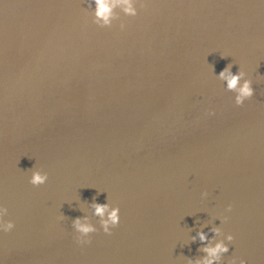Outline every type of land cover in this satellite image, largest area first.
Wrapping results in <instances>:
<instances>
[{
    "label": "water",
    "instance_id": "95a60500",
    "mask_svg": "<svg viewBox=\"0 0 264 264\" xmlns=\"http://www.w3.org/2000/svg\"><path fill=\"white\" fill-rule=\"evenodd\" d=\"M90 2L0 0V264H187L214 226L235 237L220 264H264V0H142L124 30ZM229 63L254 81L242 106ZM107 197L120 224L78 244Z\"/></svg>",
    "mask_w": 264,
    "mask_h": 264
},
{
    "label": "clouds",
    "instance_id": "9594fccd",
    "mask_svg": "<svg viewBox=\"0 0 264 264\" xmlns=\"http://www.w3.org/2000/svg\"><path fill=\"white\" fill-rule=\"evenodd\" d=\"M94 5V8H93ZM138 5L143 7L142 0H91L88 5L89 14L92 17V22L101 28L113 26L114 21H120L119 28L124 30L126 24L121 20L120 16L116 12V9H120L125 16L135 17L139 14ZM233 64H227L218 74L214 72L215 76L225 84V89L229 92L235 93V104L242 106L245 101L250 100L255 92L253 87L254 81L248 75V73L241 67L236 72L232 70ZM215 110L207 108L204 110L205 116H215ZM49 175L46 171H42L35 166L32 168L29 183L34 186H40L48 182ZM209 193L207 191L202 193L203 197H207ZM232 205L229 204L227 211H231ZM88 209L91 210V216L98 218L100 228H97L96 224L92 222L89 215L85 214L77 216L72 219L71 227L74 230V238L80 245L91 243V234L98 232L101 228L104 233L112 234L115 227L120 224L121 221V209L119 206H113L107 197V202L100 203L93 200L88 203ZM9 214V209L0 202V232L8 233L15 228V222L11 219H5ZM63 220L65 216L63 213L58 217ZM227 220L228 217L224 216L219 218ZM209 232L213 233L209 236ZM222 236L221 239L216 237ZM193 241L199 239L202 243L201 251L205 255L195 260L189 258L187 264H220L225 253L229 252L230 243L234 241L235 237L232 234L225 235L219 226L209 228L208 232L203 230L198 231L195 236L191 238ZM229 264H248L245 259L237 256H233Z\"/></svg>",
    "mask_w": 264,
    "mask_h": 264
}]
</instances>
